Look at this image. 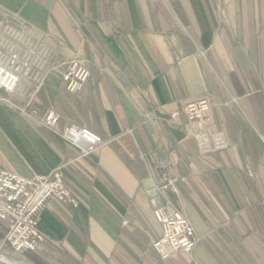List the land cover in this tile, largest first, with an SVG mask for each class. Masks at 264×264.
Returning a JSON list of instances; mask_svg holds the SVG:
<instances>
[{
	"label": "crops",
	"instance_id": "obj_1",
	"mask_svg": "<svg viewBox=\"0 0 264 264\" xmlns=\"http://www.w3.org/2000/svg\"><path fill=\"white\" fill-rule=\"evenodd\" d=\"M9 15L46 34L52 55L28 108L0 101V166L25 178L58 169L77 204L38 214L47 241L23 253L29 263L264 264V0H0V29ZM75 57L90 77L72 96L61 75ZM205 95L209 125L187 127L180 111ZM72 125L103 146L82 156L61 138ZM163 174L178 179L159 202L191 224L190 256L160 260L151 246Z\"/></svg>",
	"mask_w": 264,
	"mask_h": 264
},
{
	"label": "built area",
	"instance_id": "obj_2",
	"mask_svg": "<svg viewBox=\"0 0 264 264\" xmlns=\"http://www.w3.org/2000/svg\"><path fill=\"white\" fill-rule=\"evenodd\" d=\"M0 30V101L12 105L16 110L24 111L41 88L43 70L52 50L45 42L46 34L37 32L16 15L4 18ZM55 69V66L51 68ZM61 77L65 91L76 96L90 77L86 61L75 57L68 62ZM23 79L30 81L29 89L22 86ZM14 94L23 98L26 106L11 103L10 96ZM210 103L211 97L205 95L182 108L180 112L186 117L187 127L195 130L209 125ZM179 114L174 112L172 117ZM30 115H38V110L35 107L30 108ZM42 117L43 126L51 130L61 119L54 109L47 110ZM61 138L78 148L82 156H87L103 146L97 135L73 125L63 130ZM161 180L162 184L156 187L158 191L149 196L152 214L162 231L161 236L152 241L151 246L160 260H166L177 253L190 256L197 243L191 224L169 201L164 204L159 202L158 192L161 190H170L177 194L178 179L163 174ZM50 200L77 206L58 169L49 176L34 175L32 178H25L0 166V224L5 229L2 244L21 254L35 252L38 246L45 243L47 238L38 229L37 216ZM190 260V264H198L195 260Z\"/></svg>",
	"mask_w": 264,
	"mask_h": 264
},
{
	"label": "rangeland",
	"instance_id": "obj_3",
	"mask_svg": "<svg viewBox=\"0 0 264 264\" xmlns=\"http://www.w3.org/2000/svg\"><path fill=\"white\" fill-rule=\"evenodd\" d=\"M24 252H22L21 254H18V253H15L13 251H11L9 249L8 246L6 245H3L2 244V241L0 240V255H4V256H9L10 258H13L15 260H24V261H27L25 258H24V255H23ZM28 262V261H27ZM29 263V262H28ZM0 264H4L3 261H0ZM31 264V263H30Z\"/></svg>",
	"mask_w": 264,
	"mask_h": 264
},
{
	"label": "bare ground",
	"instance_id": "obj_4",
	"mask_svg": "<svg viewBox=\"0 0 264 264\" xmlns=\"http://www.w3.org/2000/svg\"><path fill=\"white\" fill-rule=\"evenodd\" d=\"M0 261H3L4 264H30L27 261L22 260H15L13 258H10L8 255L4 256V255H0Z\"/></svg>",
	"mask_w": 264,
	"mask_h": 264
},
{
	"label": "water",
	"instance_id": "obj_5",
	"mask_svg": "<svg viewBox=\"0 0 264 264\" xmlns=\"http://www.w3.org/2000/svg\"><path fill=\"white\" fill-rule=\"evenodd\" d=\"M146 188L148 189H151L153 184L151 183V181H146L144 184H143Z\"/></svg>",
	"mask_w": 264,
	"mask_h": 264
},
{
	"label": "trees",
	"instance_id": "obj_6",
	"mask_svg": "<svg viewBox=\"0 0 264 264\" xmlns=\"http://www.w3.org/2000/svg\"><path fill=\"white\" fill-rule=\"evenodd\" d=\"M0 237H2L1 233H0Z\"/></svg>",
	"mask_w": 264,
	"mask_h": 264
}]
</instances>
